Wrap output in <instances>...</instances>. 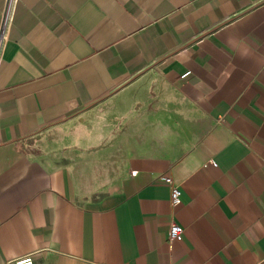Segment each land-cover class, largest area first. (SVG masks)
Instances as JSON below:
<instances>
[{
    "label": "crops",
    "instance_id": "crops-1",
    "mask_svg": "<svg viewBox=\"0 0 264 264\" xmlns=\"http://www.w3.org/2000/svg\"><path fill=\"white\" fill-rule=\"evenodd\" d=\"M3 23L0 264H264V0H0Z\"/></svg>",
    "mask_w": 264,
    "mask_h": 264
},
{
    "label": "built area",
    "instance_id": "built-area-1",
    "mask_svg": "<svg viewBox=\"0 0 264 264\" xmlns=\"http://www.w3.org/2000/svg\"><path fill=\"white\" fill-rule=\"evenodd\" d=\"M5 23L0 29V39L4 36ZM216 165V163H214ZM135 172V171H134ZM163 181L171 186V203L178 206L182 203V190L176 185L170 176H164ZM184 235V227L176 221H173L169 228V239L171 241L181 240ZM15 264H36L32 254H26L15 259Z\"/></svg>",
    "mask_w": 264,
    "mask_h": 264
}]
</instances>
